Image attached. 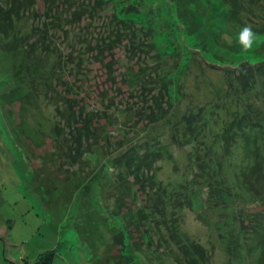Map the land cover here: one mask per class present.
<instances>
[{"label": "rangeland", "instance_id": "obj_1", "mask_svg": "<svg viewBox=\"0 0 264 264\" xmlns=\"http://www.w3.org/2000/svg\"><path fill=\"white\" fill-rule=\"evenodd\" d=\"M135 1L109 0L106 11L119 12ZM141 3L148 10L138 5L136 10L121 9L119 16L147 27L151 18L153 27L163 29L159 28L155 41L161 53L159 62L180 90L175 85L170 88L172 109L167 118L145 128L133 119L123 123L126 117L116 115L111 104L103 103L106 97L101 92L108 84L99 63L89 65L84 79L75 81L69 73L64 75L65 81L75 83L68 94L81 100L84 110H98V122L104 123L107 132L100 135L96 147L92 145L93 152L81 156L70 148L76 159L63 153L66 142L63 149L55 147L50 132L55 124L53 103L59 98L55 92L52 104L42 95L36 104L22 103L27 78L21 53L4 51L0 32V264H264L260 260L264 227L256 231L241 227L254 206L248 185L264 188L259 171L264 168L260 139L264 123L258 122V108L248 109L250 104H244L250 99L248 95L225 91V74L219 69L242 61H264V0ZM41 6L37 0V9ZM233 6L238 9L234 11ZM245 26L251 27L250 36L242 32ZM249 39L251 47L246 49L244 42ZM152 41L156 48L154 38ZM115 56L123 58V50L117 49ZM157 59L159 55L153 51L143 70L137 71L140 84L147 87L148 78H160L155 74ZM44 61L35 57L30 68L35 72L43 69ZM122 61L117 66L118 76L122 68L130 66ZM54 80L58 91L67 93L62 89L65 84L58 83L61 79ZM156 93L157 88L151 94ZM252 94L264 101V76ZM145 139L154 142L143 148ZM135 146L137 159L161 150L159 161L154 155L149 164L141 162L147 167L144 169L153 168L155 180L163 183L167 192L190 201V207L188 200L176 203L174 207L183 208L178 212L166 195L160 210L168 216L173 213L170 216L179 225V233L172 232L165 243L156 242L160 232L156 224L161 221L154 217L159 215V220L163 215L154 209L153 187L144 179L134 176L132 181L133 177L124 176L114 159ZM235 147L239 148L233 151ZM247 152L248 158L242 159ZM142 181L148 193L135 188V182L142 188ZM122 185L133 186V190L127 192ZM146 206L150 212L156 211L148 214L149 224L139 214ZM131 212L136 220L130 224ZM114 234L119 237L118 244ZM150 241L153 245L145 248ZM166 246L172 250L165 251Z\"/></svg>", "mask_w": 264, "mask_h": 264}, {"label": "trees", "instance_id": "obj_2", "mask_svg": "<svg viewBox=\"0 0 264 264\" xmlns=\"http://www.w3.org/2000/svg\"><path fill=\"white\" fill-rule=\"evenodd\" d=\"M40 1L42 5L40 9H37V0H2L0 2V32H3V45L1 47L7 53H21V66L27 78V92L22 97V103L36 104L38 102L37 99L42 95L47 100H52L50 102L52 104L54 96L57 95L59 97L54 102L55 105L53 103L56 113L54 117L55 124L50 128L56 148L63 149V144L66 142L64 144L66 150L63 153H66V156L69 153V158H71L72 154V159H76L77 156L74 155V152H69L70 148L81 156L86 151L93 152L94 150H91L92 145L96 147L99 143L100 135L103 137L107 133L104 123L99 124L98 122V116L100 115L98 110H84L82 101H78L74 96L68 94V90L75 83L67 82L63 78L64 75L69 73L70 79L75 81L84 79L88 77L89 65L93 63H99L100 67L103 68L105 82L108 84L101 92V96L103 98L106 97L103 99V103L105 105L111 104L115 108L116 115L126 117V121H123V123L131 122L133 119L135 123L137 122L147 128L167 118L172 109L170 88L175 85L180 90L181 86L179 87L171 76L170 71L166 69L163 72L159 62L161 53L155 41L160 33L158 31L159 28L162 32L163 29L161 27H153L151 18H149L151 24L149 23L150 26L147 27L143 24L137 25L133 20L119 16V13L123 12L121 9L136 10L138 5L143 10H148L142 7L141 0L130 2L131 5L125 4L119 12L112 10V13L106 11L108 10L109 0ZM247 1L251 2L252 0ZM235 9L238 8L233 6L234 11ZM153 38L156 48H154ZM174 46L176 47L177 45ZM117 49L123 50V58L120 59L115 56ZM153 51L159 55V59L155 62L157 68L155 74L160 78L157 77L156 80L148 78L146 87L144 82L140 84L139 80H137L136 73L138 70H143V63L150 58V54ZM197 54L201 55L200 53ZM190 55L193 56V51ZM35 57L45 60L43 69L36 72L30 68L31 59ZM175 59L178 62V58ZM120 60L130 66L122 68L120 76H118L117 66ZM37 67L41 66L38 64ZM219 69L225 74V91L237 96L239 94L248 95L250 99L243 103L245 105L250 104L249 107L247 106L248 109L252 107L258 108L257 110L261 115L258 122L259 124L264 123L262 115L264 114V101H258L253 98L252 94L255 84H257L261 76H264V61L256 63L242 61L234 67ZM130 71H133L135 75L131 74ZM54 79H61L58 83L65 84L62 89L67 93L63 92L61 94L58 91V87L53 85L52 81H55ZM169 79H172V82L167 81ZM155 88H157V93L151 94ZM77 105L79 106L76 108ZM102 114L106 116L105 109ZM68 139L71 140V143L67 142ZM260 139L264 144L263 133ZM145 140L143 148L146 145L150 146L154 142V140ZM155 143L157 142L155 141ZM137 148L138 146L131 147L114 158L125 171L124 176L127 174L133 177L132 181H134V176L136 179H144L153 187L155 192L153 194L155 195V198H153L155 210H160L164 206L167 196L172 202V207L176 203L182 204L186 200H188V206L190 207V201L186 196L167 192L165 185L155 180L153 168L151 170L144 169H147V167L141 162L144 161L145 164H149L151 162L149 157L154 155L155 160L159 161L162 158L161 150L155 151L160 155L150 151L145 156L137 159ZM237 148L239 147H235L233 151ZM241 153L244 155L243 147L241 148ZM248 155V152L245 153V158L242 159L248 158ZM243 169L241 170L242 173ZM147 171H151L150 174H146ZM259 171L264 179V168H260ZM141 183L142 188L140 189L139 183H134L139 193L147 190L143 181ZM123 190L129 192L133 190V186L131 188L123 187ZM121 193L119 194L120 198H122ZM248 193L254 206L247 212L248 214L245 218L247 222L242 220L241 227L256 231L260 227H264V188L259 184L255 186L248 185ZM141 209L139 211L140 216L145 221L148 220L146 224L151 223V220L147 219L148 214H156V211L150 212L148 206ZM181 209L183 208L179 206L176 208L178 212ZM160 211L163 217L159 220H157L159 215L154 217V220L157 222L161 221L162 225L160 227L159 222L156 224V228L160 231L156 242L165 243L167 238L172 237L175 231L179 233V225L170 216L173 213L168 216L166 211ZM132 212L128 218L130 224L132 219L136 220L132 216ZM176 216L181 217L179 213ZM135 224L137 225V222ZM113 239L114 243L118 244L119 237L117 234H114ZM151 245H153L152 241L145 248ZM136 248L138 249V246ZM171 250V246L165 247V251L169 252ZM260 260L264 263V248Z\"/></svg>", "mask_w": 264, "mask_h": 264}, {"label": "clouds", "instance_id": "obj_3", "mask_svg": "<svg viewBox=\"0 0 264 264\" xmlns=\"http://www.w3.org/2000/svg\"><path fill=\"white\" fill-rule=\"evenodd\" d=\"M242 32L243 33H247L249 34V36L251 35V32H252V29L250 26H245L243 29H242ZM244 47L247 49V48H250L251 47V40L249 39L248 41L244 42Z\"/></svg>", "mask_w": 264, "mask_h": 264}, {"label": "crops", "instance_id": "obj_4", "mask_svg": "<svg viewBox=\"0 0 264 264\" xmlns=\"http://www.w3.org/2000/svg\"><path fill=\"white\" fill-rule=\"evenodd\" d=\"M3 235V228H0V237ZM11 246V244H9ZM2 249H3V246H2ZM6 253V252H5ZM4 255V257L6 258V255L3 254V250H2V256ZM22 259V258H21ZM23 260V259H22ZM21 261V260H20ZM19 261V262H20ZM25 262V261H24ZM13 264H21V263H18L17 261H13Z\"/></svg>", "mask_w": 264, "mask_h": 264}]
</instances>
